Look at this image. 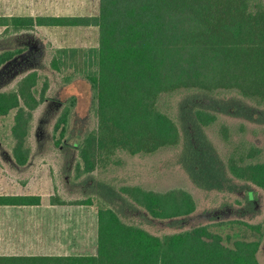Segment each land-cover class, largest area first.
<instances>
[{
	"label": "trees",
	"instance_id": "trees-1",
	"mask_svg": "<svg viewBox=\"0 0 264 264\" xmlns=\"http://www.w3.org/2000/svg\"><path fill=\"white\" fill-rule=\"evenodd\" d=\"M5 33L45 27H90L99 30V45L60 47L50 66L70 84L86 80L92 91L94 127L69 141L78 97L70 94L53 128L55 145L78 152L76 179L93 178L100 165L117 154L154 153L183 141L181 162L202 189L226 191L253 183L264 191V150L251 145L226 161L205 129L221 115L264 125V0H100L94 15L2 16ZM29 46L0 51V69L20 59ZM38 70L27 73L15 89L0 90V118L15 110L12 157L28 165L36 108L46 101L49 81L37 89ZM183 95L178 120L169 101ZM97 183V184H96ZM99 194L75 201L51 198L53 204L98 205L96 255L28 257L33 264H261L262 223L225 219L164 234L125 220L129 211L181 226L197 209L192 193L182 188L155 191L139 185L114 186L96 181ZM243 184V183H242ZM248 193L247 209L255 211ZM40 195L0 194V205H39ZM98 203V204H97ZM242 224L257 232L224 233ZM10 260L20 259L11 257ZM25 259V258H24Z\"/></svg>",
	"mask_w": 264,
	"mask_h": 264
},
{
	"label": "rangeland",
	"instance_id": "rangeland-1",
	"mask_svg": "<svg viewBox=\"0 0 264 264\" xmlns=\"http://www.w3.org/2000/svg\"><path fill=\"white\" fill-rule=\"evenodd\" d=\"M58 2L27 0L28 6L32 4L35 16L50 13L94 15L98 14L100 7V0ZM25 40L28 41V51L17 61L0 69V90L15 89L27 73L38 70L41 78L37 89L41 90L45 81L48 80V98L34 112L35 119L30 136L32 155L30 162L24 168L16 166L12 157L11 147L14 143L12 125L15 110L8 116L0 118V194L40 195L44 206L35 207V210L43 213L45 200L51 198L75 201L92 196L97 201L99 194L96 185L93 189L96 181L108 183L115 188L134 185L155 191L182 188L192 193L197 202V209L181 226H173L169 220H157L146 216V212L142 209L129 211L125 220L139 224L160 236L217 220L240 218L250 223H262L264 191L253 183L241 180H235L240 187L234 190L199 188L181 162L183 141L148 154L119 151L116 155L107 158L106 162L100 163L92 174L93 178L88 182H84L87 175L76 179L75 167L78 152L72 146L66 149L58 148L54 142L53 128L62 110L63 99L70 94L78 97V107L68 140L73 141L80 137L86 126L94 127L96 118L90 111L92 91L89 83L81 78L67 84L65 77L72 72V69L57 71L51 68L50 62L60 47L98 46L99 30L95 26H38L28 31L26 38L23 37L17 42L1 43L0 47L25 45ZM182 97L183 95H176L169 101L170 112L177 120L180 113L179 102ZM205 131L224 161L236 150L248 151L251 145L264 150V125L243 117L221 115L217 122L207 127ZM251 190L256 194L255 211L247 209L248 193ZM91 223L92 227L93 221ZM234 232L242 233L248 239L258 236L257 232L242 224L226 226L224 229V233ZM35 253H45V247L35 249ZM258 258L261 264H264V239Z\"/></svg>",
	"mask_w": 264,
	"mask_h": 264
},
{
	"label": "crops",
	"instance_id": "crops-1",
	"mask_svg": "<svg viewBox=\"0 0 264 264\" xmlns=\"http://www.w3.org/2000/svg\"><path fill=\"white\" fill-rule=\"evenodd\" d=\"M57 1L61 3V0ZM57 1L53 0V2ZM67 1L69 0H65ZM33 15L32 4L28 6L27 0H0V17ZM47 15L81 14L50 13ZM5 29L6 26L0 25V45L4 42H17L27 37V30L5 33ZM12 37L14 38L11 39ZM27 42L25 40V46ZM15 47L18 45L0 47V51ZM17 194L26 195L27 193ZM40 206H44L43 202L39 205H0V264H33L27 258L35 255L97 254V205L53 204L49 199L45 200L43 213L35 210V207ZM90 229L93 231L90 232ZM44 247L45 253H35V249ZM11 257H20V259L10 260Z\"/></svg>",
	"mask_w": 264,
	"mask_h": 264
}]
</instances>
